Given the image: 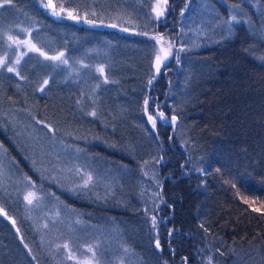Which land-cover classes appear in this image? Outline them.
I'll return each instance as SVG.
<instances>
[{
	"label": "trees",
	"instance_id": "trees-1",
	"mask_svg": "<svg viewBox=\"0 0 264 264\" xmlns=\"http://www.w3.org/2000/svg\"><path fill=\"white\" fill-rule=\"evenodd\" d=\"M51 1L85 24L37 0L0 7V31L25 15L39 47L67 60L29 54L17 73L0 69L3 168L39 177L20 134L33 117L64 146L92 145L83 160L107 186L62 193L85 226H117L101 244L103 264L116 239L126 264H264V0H164L160 18L157 0ZM97 23L106 27L88 25ZM158 38L173 41L177 58L157 77ZM77 62L103 71H75ZM147 100L175 117L171 129L151 130ZM70 163L61 158L62 169ZM18 198L0 189L15 221L0 215V264H58ZM157 218L166 221L155 232Z\"/></svg>",
	"mask_w": 264,
	"mask_h": 264
},
{
	"label": "rangeland",
	"instance_id": "rangeland-1",
	"mask_svg": "<svg viewBox=\"0 0 264 264\" xmlns=\"http://www.w3.org/2000/svg\"><path fill=\"white\" fill-rule=\"evenodd\" d=\"M38 4L46 10L54 18L70 19L76 23L85 24L84 19H72L68 13L76 16L71 10L67 12L55 7L58 15H53V8H45L44 5H54L51 0H37ZM0 4L4 5V0H0ZM164 10V0H157L154 4V12L158 18L162 17L160 13ZM91 27L103 29L106 26L99 23L91 25ZM14 27L1 30L0 36V69H14L17 73L16 66L20 60L29 54H39L41 58L48 59L54 63H67L64 52L49 53L41 49L38 43L33 40V33L36 31L35 23L27 19L25 15H19ZM38 49V51H37ZM63 56L60 57V54ZM168 53L167 59L159 65L157 70V56L163 57ZM51 57H59L51 59ZM176 45L170 39L158 38V50L155 57V72L158 77L165 68L176 60ZM73 66V65H71ZM75 71L90 67L89 74L95 75L101 71L103 67L99 63L87 66L81 62H77L74 66ZM171 67V66H170ZM71 69V68H70ZM156 104L154 102L153 106ZM150 100H147L146 114L151 130L157 134H161L167 129L173 127L174 121L172 117H166L164 120L157 119L155 127L153 121L149 117H156L161 112L160 109L151 108ZM170 116V115H169ZM22 127L20 134L25 143L30 146L29 153L32 154L33 167L39 173V177L33 174L24 178L9 175L0 163V189L3 194L14 193L18 195V200L22 202L27 219L31 221L35 229L40 235L41 241L47 247L50 256H55L58 264H103L100 257L102 242L108 241L111 237H117L119 230L115 224H111L109 228L87 227L84 219L78 211L73 210L67 203L66 196L62 193V189L68 190H84L94 187L95 184L107 186L108 180L100 177L93 168L85 160H83V151L86 149L78 147L71 148L64 146L61 141L55 137L54 130L47 124H44L33 117L29 120L21 122ZM184 146V143L181 142ZM1 153V147H0ZM61 155V157H60ZM61 158L70 160V168L62 169ZM172 158V156H171ZM168 155L164 157L162 162L167 164ZM170 163V160H169ZM99 176V177H98ZM147 193L151 195V185L147 187ZM0 215L15 225L14 219L7 215V212L0 206ZM152 226L155 232L161 230L160 224L166 219H152ZM18 232V229L15 228ZM117 251L112 254V258L106 264H126L128 257L127 251L123 249V243L120 239H116ZM127 254V255H126Z\"/></svg>",
	"mask_w": 264,
	"mask_h": 264
},
{
	"label": "snow or ice",
	"instance_id": "snow-or-ice-1",
	"mask_svg": "<svg viewBox=\"0 0 264 264\" xmlns=\"http://www.w3.org/2000/svg\"><path fill=\"white\" fill-rule=\"evenodd\" d=\"M4 4H11V0H4ZM4 5L3 4H0V7H3ZM45 8H48V7H52L53 8V15H58V13L55 12V5H44ZM61 7H63V5H61ZM69 16H71L72 19H79L78 16H74L72 15L71 13H68ZM233 19H235V17H233ZM38 51V49H37ZM63 56V53L60 54V57ZM168 57V53H165V55L163 57L161 56H157V70H159V65L161 63H163ZM59 57H51V59H58ZM9 71H14V69H9ZM101 71H103V69H101ZM45 83H47V81H45ZM151 83V81L149 82ZM145 104L147 105V101H145ZM149 119H151L153 121V126L155 127V122L157 119L159 120H164V115L163 113H160L158 116L156 117H149ZM173 120L175 119V117L172 118Z\"/></svg>",
	"mask_w": 264,
	"mask_h": 264
}]
</instances>
